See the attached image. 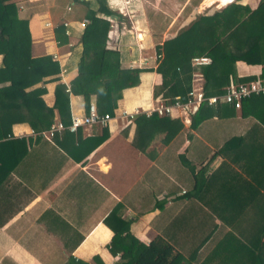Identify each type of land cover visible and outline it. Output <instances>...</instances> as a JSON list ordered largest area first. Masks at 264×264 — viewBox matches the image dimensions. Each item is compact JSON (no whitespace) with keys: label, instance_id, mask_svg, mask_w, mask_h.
I'll return each instance as SVG.
<instances>
[{"label":"crops","instance_id":"crops-1","mask_svg":"<svg viewBox=\"0 0 264 264\" xmlns=\"http://www.w3.org/2000/svg\"><path fill=\"white\" fill-rule=\"evenodd\" d=\"M78 1L87 2L90 10L96 8L94 0ZM234 1L251 8L258 2ZM105 2L114 14L105 17L110 25L106 47L118 51L122 67L150 71L139 74L137 87L122 92L106 126L108 139L80 163L66 159L64 151L52 147L53 139L34 135L25 123L11 127L13 138L30 143L19 160L22 150L7 154L8 174L0 184V264H63L66 253L87 264H94L93 257L102 264H114L117 257L106 247L111 232L102 220L116 203L124 206L122 215L132 221L133 237L144 244L160 237L179 254L178 264H264V165L233 161V150L215 155L224 139L245 135L254 123L252 118H241L236 111L224 124L212 116L190 130V120L183 123L174 117L185 131L168 146L162 147L157 135L150 157L134 147L132 116L162 101L152 98L158 83L152 71L154 20L159 16L168 22L161 34L164 40L171 36V27L186 25L209 6L204 0L182 17L189 0ZM17 4L24 7L18 18L27 20L31 56L57 54L65 70L62 81L56 75L24 91L30 95L41 89V101L51 108L54 87L67 86L75 76L83 8L72 0H20ZM44 20L51 22V31L42 29ZM63 22L71 33L65 44L58 45L54 31ZM236 69L239 77L260 73L259 66L243 63H237ZM201 84V77L192 75L195 93H200ZM69 107L71 117L86 113L81 97L69 96ZM78 129L82 138L96 132V127ZM179 154L192 165L179 164ZM249 155L250 160L255 158Z\"/></svg>","mask_w":264,"mask_h":264},{"label":"trees","instance_id":"trees-1","mask_svg":"<svg viewBox=\"0 0 264 264\" xmlns=\"http://www.w3.org/2000/svg\"><path fill=\"white\" fill-rule=\"evenodd\" d=\"M94 1L96 8L90 10L87 2L72 0L83 8L82 17L86 21L78 35L80 54L76 72L67 86L58 83L54 87V103L51 108H47L40 99L43 94L41 89L36 88L31 93L33 97L24 91L42 83L44 79H53L59 73V65L50 56H31L27 20L18 18L16 3L0 0V184L4 175L8 174L7 154L12 150H22L17 157L19 160L25 152L26 144L30 143L24 138L12 137L11 127L14 124L25 123L36 136L49 128L54 117L63 126H68L72 119L69 96L81 97L86 111L93 104L99 116L107 114L111 118L122 98V92L137 87L139 74L150 71L122 67L118 51L106 47L110 25L105 17L114 14L108 9L105 0ZM201 1L189 0L181 16L187 15ZM211 1L204 3L211 5L217 2ZM154 22L156 27L152 28V38L156 64L152 71L155 72L158 83L152 88L153 99L158 98L169 104L177 97H184L191 90L194 74L202 79V99L220 98L230 84L238 86L264 80V0H258L253 8L233 1L220 8L203 9L194 14L186 25L171 27V36L164 40H161V34L168 22L159 16ZM54 36L58 45L68 41V37L63 34L62 24L56 26ZM201 57L207 58L209 62L198 67L192 65L193 58ZM237 63L259 66L260 73L257 76L239 77ZM236 111L241 118L250 117L254 123L245 135L224 139L215 155H225L233 150V161L239 160L244 166L253 163L264 165V95H252L243 99L238 110L219 99L214 109L203 103L190 116L189 129L195 130L212 116H216L224 124ZM132 122L135 126L134 147L147 157L151 156L149 148L157 135L161 136L159 143L164 147L185 131L181 120L160 117L156 113L147 116L139 112L132 116ZM52 139L54 149L59 148L64 151L66 159L80 163L108 139V130L106 126H96L95 134L83 138L80 137L79 129L73 134L64 131L60 135H54ZM249 154H253L255 158L250 160L252 155ZM228 159L230 160L229 157ZM177 162L183 166L192 165L184 154L177 156ZM188 168L191 169V166ZM194 179L197 180V177ZM122 209L124 206L116 203L102 220L103 225L111 232V239L106 247L112 257H117L114 264H178L181 259L179 254L173 252L160 237H155L147 244L133 237L129 232L132 221L122 215ZM1 225L2 222L0 227ZM64 255L63 264H87L74 259L70 254ZM92 261L94 264H102L98 257H93Z\"/></svg>","mask_w":264,"mask_h":264},{"label":"built area","instance_id":"built-area-1","mask_svg":"<svg viewBox=\"0 0 264 264\" xmlns=\"http://www.w3.org/2000/svg\"><path fill=\"white\" fill-rule=\"evenodd\" d=\"M17 4L20 0H13ZM48 2L49 0H42ZM18 5V11H23V5ZM69 10V9H67ZM43 30H52V25L49 20H44L41 23ZM86 21L83 20L78 23V28L81 30L85 27ZM64 28L63 34L66 37L70 36L69 24L66 22L62 23ZM52 61L56 62L59 65L58 78L62 81L63 74L65 72L63 65L61 64L60 57L57 54L50 55ZM159 58V56L157 57ZM209 62L207 58H193L191 63L194 66H203ZM252 95H264V80H258L255 82H250L248 84L234 86L230 84L226 89V92L220 98L211 97L207 99H202L201 92L195 93L194 90H191L182 98H175L171 103L165 104L163 101L158 102V104L152 107L150 110L143 112L147 116L151 113H156L158 116L163 117L167 116L170 118H180L183 123H188L191 115L195 114L200 105L205 103L207 107L214 109L218 99L224 103L230 104L234 109L238 110L240 108V103L243 99H247ZM139 113V112H137ZM136 113V114H137ZM134 116V115H133ZM110 121V117L105 114L99 116L96 112V109L93 104H90L87 108L86 113L78 118L72 117L71 123L68 126H63L60 122L52 123L49 128L40 134L43 135L46 139H52L54 135H60L64 131L68 133H75L78 128L81 127H96V126H107Z\"/></svg>","mask_w":264,"mask_h":264},{"label":"rangeland","instance_id":"rangeland-1","mask_svg":"<svg viewBox=\"0 0 264 264\" xmlns=\"http://www.w3.org/2000/svg\"><path fill=\"white\" fill-rule=\"evenodd\" d=\"M206 2L210 3L212 2L211 0H205ZM224 0H217V2H213L211 5H208L210 10L214 9V8H220L221 4L225 5L226 3L223 2ZM201 2H204V0H202ZM221 3V4H220ZM205 4V3H204Z\"/></svg>","mask_w":264,"mask_h":264},{"label":"water","instance_id":"water-1","mask_svg":"<svg viewBox=\"0 0 264 264\" xmlns=\"http://www.w3.org/2000/svg\"><path fill=\"white\" fill-rule=\"evenodd\" d=\"M233 1H234V0H232V1L228 2V3H226V4H229V3L233 2ZM226 4H225V5H226ZM225 5H222L221 7H223V6H225Z\"/></svg>","mask_w":264,"mask_h":264},{"label":"bare ground","instance_id":"bare-ground-1","mask_svg":"<svg viewBox=\"0 0 264 264\" xmlns=\"http://www.w3.org/2000/svg\"><path fill=\"white\" fill-rule=\"evenodd\" d=\"M226 3H228V2H230V1H232V0H224Z\"/></svg>","mask_w":264,"mask_h":264}]
</instances>
